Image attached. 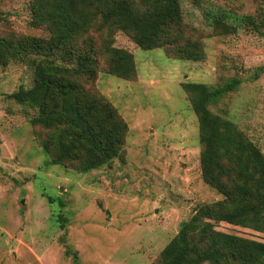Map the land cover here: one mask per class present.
Instances as JSON below:
<instances>
[{
    "label": "rangeland",
    "instance_id": "rangeland-1",
    "mask_svg": "<svg viewBox=\"0 0 264 264\" xmlns=\"http://www.w3.org/2000/svg\"><path fill=\"white\" fill-rule=\"evenodd\" d=\"M31 1L0 0V264H168L181 251V221L222 198L201 179L197 117L182 84L202 83L213 94L207 108L264 155V0H178V23L150 49L86 2L84 32L38 52L25 44L52 32ZM111 48L130 54L128 77L107 72ZM81 53L94 59V74L75 79L121 127L116 154L87 171L76 158L49 164L55 152L42 143L54 130L31 123L36 110L9 96L33 84L32 59L70 67ZM212 223L264 242L249 226Z\"/></svg>",
    "mask_w": 264,
    "mask_h": 264
},
{
    "label": "trees",
    "instance_id": "trees-1",
    "mask_svg": "<svg viewBox=\"0 0 264 264\" xmlns=\"http://www.w3.org/2000/svg\"><path fill=\"white\" fill-rule=\"evenodd\" d=\"M86 2L95 4L102 22L129 32L142 49L159 46L165 27L177 24L180 18L178 0H139L141 8L133 7L129 0H32L31 9L48 23L52 35L46 41L29 39L27 51L38 52L52 41L69 44L84 32L80 6L86 7ZM3 42L0 37V45ZM108 54L107 72L123 78L133 73L129 53L111 48ZM31 61L33 84L19 87L9 96L36 110L31 123L54 130L51 139L42 143L45 151L51 145L55 152L48 163L76 158L79 170L87 171L114 156L121 127L114 123L108 104L88 98L75 79L93 76L94 59L88 53L77 54L70 67L50 65L46 59ZM182 88L197 117L201 179L222 198L200 205L181 221L174 240L181 251L168 264L182 259L181 264H264V242L216 231L212 223L225 221L264 232V155L232 121L207 108L213 94L202 83L184 82ZM161 252L169 256L173 248L166 246Z\"/></svg>",
    "mask_w": 264,
    "mask_h": 264
}]
</instances>
